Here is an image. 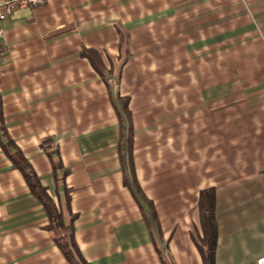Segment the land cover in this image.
Returning <instances> with one entry per match:
<instances>
[{
	"label": "crops",
	"instance_id": "1",
	"mask_svg": "<svg viewBox=\"0 0 264 264\" xmlns=\"http://www.w3.org/2000/svg\"><path fill=\"white\" fill-rule=\"evenodd\" d=\"M3 25L1 123L88 264H203L208 188L214 264H255L264 0H44ZM47 223L0 138V264H71Z\"/></svg>",
	"mask_w": 264,
	"mask_h": 264
},
{
	"label": "trees",
	"instance_id": "2",
	"mask_svg": "<svg viewBox=\"0 0 264 264\" xmlns=\"http://www.w3.org/2000/svg\"><path fill=\"white\" fill-rule=\"evenodd\" d=\"M123 108L126 110L125 102L123 103ZM130 136L131 135L129 132L127 149L130 147ZM0 138L4 153L9 158V160H11L13 166L20 170L31 192L42 203L48 216L46 228L51 232L53 240L57 244L63 256L71 264H88L74 240L72 223L74 216H72L68 222L64 221L62 211L48 193L47 188L40 182L38 175L33 170L28 159L15 144L13 139L7 134L4 125L1 123V118ZM54 166L55 168L58 166L61 167V165L58 163H55ZM198 205L200 211L202 235L198 240H195V243L201 254L203 264H214L216 222L215 196L213 188H208L201 191Z\"/></svg>",
	"mask_w": 264,
	"mask_h": 264
},
{
	"label": "built area",
	"instance_id": "3",
	"mask_svg": "<svg viewBox=\"0 0 264 264\" xmlns=\"http://www.w3.org/2000/svg\"><path fill=\"white\" fill-rule=\"evenodd\" d=\"M43 1L44 0H0V71L7 57L5 49V28L3 23L16 9L25 7L29 4H39ZM255 264H264V254L255 259Z\"/></svg>",
	"mask_w": 264,
	"mask_h": 264
}]
</instances>
